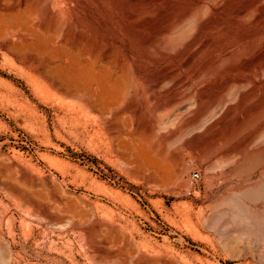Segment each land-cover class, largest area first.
<instances>
[{"label":"rangeland","instance_id":"1","mask_svg":"<svg viewBox=\"0 0 264 264\" xmlns=\"http://www.w3.org/2000/svg\"><path fill=\"white\" fill-rule=\"evenodd\" d=\"M199 2L0 0V264H264V152L230 148L264 141V0Z\"/></svg>","mask_w":264,"mask_h":264},{"label":"bare ground","instance_id":"2","mask_svg":"<svg viewBox=\"0 0 264 264\" xmlns=\"http://www.w3.org/2000/svg\"><path fill=\"white\" fill-rule=\"evenodd\" d=\"M212 1H215V0H200V2L198 3V4H195V5H192L191 7H190V9L186 12V16H188L189 18H191L192 20H196L198 17H200V16H202V14H203V12H204V6L205 5H207V4H209V3H212ZM217 1V0H216ZM244 5V4H243ZM209 6V5H208ZM240 7V6H239ZM209 8H210V6H209ZM248 8H249V6L248 5H245V6H243V7H241L240 9H238V13L239 14H241V15H243V14H245L247 11H248ZM206 9H207V7H206ZM208 10H211V9H208ZM259 10V9H258ZM246 15V14H245ZM255 15V14H254ZM255 17V16H254ZM255 19H258V20H262L263 22H264V7L263 6H260V10L258 11V13H256V17H255ZM252 33V31H250V32H247V31H241V34H240V37L238 38V41H233V42H231V44L228 46H226L225 48H223L222 50H221V53L220 54H215V52H214V54H215V56L212 58V61L213 62H216V63H221V62H223V59H224V61L227 59V56H229L230 54H231V51H230V49L231 50H233V51H236V52H242V51H247L248 50V45L246 44V43H244L246 40H247V38L249 39L250 37H251V35H254V34H251ZM259 33L261 34V37L263 38V40H264V25H263V28L262 29H260V31H259ZM230 43V42H229ZM228 43V44H229ZM263 43H264V41H263ZM227 44V43H226ZM225 44V45H226ZM218 52V51H217ZM219 53V52H218ZM237 53V54H238ZM242 54H243V52H242ZM249 53L248 52H244V54L243 55H239V58H241L242 56H244V55H248ZM250 55V54H249ZM248 55V56H249ZM257 57V55H254L253 54V57L252 58H256ZM230 58V57H229ZM238 58V57H237ZM243 58V57H242ZM228 61H229V59H228ZM238 61V60H237ZM243 61V60H242ZM254 61V60H253ZM255 63V62H254ZM254 63H253V65H254ZM89 65V64H88ZM246 65V62L244 61V62H241V64H239L238 66L239 67H241V66H245ZM250 65V64H249ZM248 65V66H249ZM87 66V65H86ZM86 66H84L85 68H87ZM91 66V65H90ZM235 66V65H234ZM252 66V65H251ZM84 68V69H85ZM89 68V67H88ZM93 68V67H92ZM91 68V69H92ZM125 68V67H124ZM84 69H83V71L81 70L80 72L81 73H83L84 72ZM241 69V68H240ZM78 70V69H77ZM86 70H88V69H86ZM89 71V70H88ZM91 71V70H90ZM89 71V72H90ZM92 71H94V70H92ZM91 71V72H92ZM86 72V71H85ZM84 72V73H85ZM89 72H86L88 75H89ZM94 72H96V71H94ZM75 73H77V72H75ZM125 73V72H124ZM127 73V72H126ZM92 74H93V72H92ZM101 74V72L98 74V75H96V74H94V78H92L91 77V79H90V77L88 76L87 77V79H90V80H88V82H87V85H88V87L86 88L87 90H89V91H91L92 92V89L94 90L95 89V91H97V90H99V91H101V89L103 88V86L104 85H107L106 83H101V78H103V77H101L100 78V75ZM79 75H81V74H79ZM86 75V74H85ZM96 75V76H95ZM100 75V76H99ZM108 75V74H107ZM84 76V75H83ZM90 76H93V75H91V73H90ZM104 76V78L106 79V76L105 75H103ZM123 76H125V78H126V74H124ZM82 78V77H81ZM84 78V77H83ZM86 79V78H85ZM105 82L107 81H110V80H108V79H106V80H104ZM109 83H111V85L112 86H114L113 85V82H109ZM116 83V82H115ZM86 84H84V86H85ZM86 85V86H87ZM96 85V87H93V86H95ZM103 85V86H102ZM85 86V87H86ZM108 86V85H107ZM106 86V87H107ZM117 86V85H116ZM116 86H114V87H116ZM117 88V87H116ZM113 89H115V88H113L112 87V90ZM86 90V91H87ZM103 90H104V88H103ZM107 90V89H106ZM109 90H110V87H109ZM108 90V91H109ZM88 91V92H89ZM115 90H113V92H114ZM94 92V91H93ZM92 92V93H93ZM116 92V91H115ZM97 93V92H96ZM104 93V92H103ZM108 93V92H107ZM106 93V94H107ZM153 93H155V92H152V94ZM84 94H85V92H84ZM83 94V95H84ZM105 94V93H104ZM104 94H99V95H101L102 96V98H103V95ZM105 94V95H106ZM85 95H87V94H85ZM92 95V94H91ZM111 95H114V94H111ZM96 96H98V95H96ZM92 97H93V95H92ZM88 98V97H87ZM94 98V97H93ZM92 98V99H93ZM96 98V97H95ZM94 98V99H95ZM91 99V100H92ZM91 100H88V99H86V102L87 103H85L86 105H87V107L88 108H92L93 107V105L94 104H92V101ZM157 102V101H156ZM154 104H156V106L155 107H158V106H160L159 105V103L157 102V103H154ZM83 105H84V103H83ZM85 106V105H84ZM199 119H200V117H198ZM191 121V120H190ZM193 121V120H192ZM159 123V122H158ZM197 123H199V122H197ZM262 123V121L260 122H254L250 127H249V130L251 129V128H253V129H251L250 131H248V129H247V131H246V129H244L242 132H240V133H238L237 135H236V138H235V140H234V146H231L230 148L232 149V148H235V147H238L239 145H241V146H243V147H248V146H250L251 144H257L258 145V150H260L261 152H264V141H260L259 142V144H258V138H257V133H258V130L256 131L255 129H257L259 126H260V124ZM194 124V123H193ZM195 124H196V122H195ZM215 124V122L214 123H210V125H208V128L209 127H211V126H213ZM200 125V124H199ZM203 125H205V124H202V126ZM159 126H160V123H159ZM164 126V125H163ZM200 127V126H199ZM166 128H169V127H167V126H165V127H163V129H166ZM171 135L169 136V138H172L173 136H176L177 135V133H176V131L175 130H172L171 131ZM181 133V132H180ZM264 140V139H263ZM219 151V150H218ZM227 151V150H226ZM225 152V151H224ZM216 153V152H215ZM222 153V152H221ZM227 153V152H226ZM213 155V154H212ZM220 155V154H219ZM225 155V154H224ZM222 156V155H221ZM260 187V186H259ZM264 190V189H263ZM264 192V191H263ZM2 249H4V248H2ZM2 254V253H1ZM0 254V255H1ZM2 256H0V259H2L1 258ZM8 262V261H7ZM6 264V263H5Z\"/></svg>","mask_w":264,"mask_h":264},{"label":"built area","instance_id":"3","mask_svg":"<svg viewBox=\"0 0 264 264\" xmlns=\"http://www.w3.org/2000/svg\"><path fill=\"white\" fill-rule=\"evenodd\" d=\"M199 177H200V176H199V173H197V172L192 173L191 178H192L193 180H198Z\"/></svg>","mask_w":264,"mask_h":264}]
</instances>
